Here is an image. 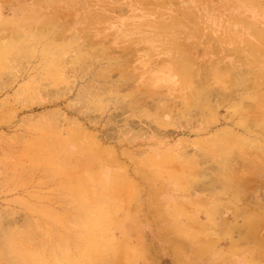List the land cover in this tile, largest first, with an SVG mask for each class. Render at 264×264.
Returning a JSON list of instances; mask_svg holds the SVG:
<instances>
[{
	"label": "rangeland",
	"instance_id": "rangeland-1",
	"mask_svg": "<svg viewBox=\"0 0 264 264\" xmlns=\"http://www.w3.org/2000/svg\"><path fill=\"white\" fill-rule=\"evenodd\" d=\"M11 221L33 264H264V0H0Z\"/></svg>",
	"mask_w": 264,
	"mask_h": 264
},
{
	"label": "bare ground",
	"instance_id": "bare-ground-1",
	"mask_svg": "<svg viewBox=\"0 0 264 264\" xmlns=\"http://www.w3.org/2000/svg\"><path fill=\"white\" fill-rule=\"evenodd\" d=\"M1 264H33V254L24 256L18 226L14 222L0 226Z\"/></svg>",
	"mask_w": 264,
	"mask_h": 264
}]
</instances>
